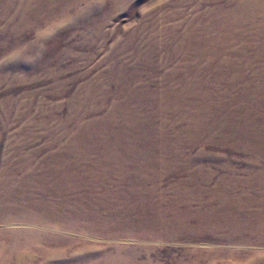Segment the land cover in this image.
Wrapping results in <instances>:
<instances>
[{"label":"rangeland","instance_id":"obj_1","mask_svg":"<svg viewBox=\"0 0 264 264\" xmlns=\"http://www.w3.org/2000/svg\"><path fill=\"white\" fill-rule=\"evenodd\" d=\"M255 218L264 0H0V264H264Z\"/></svg>","mask_w":264,"mask_h":264},{"label":"bare ground","instance_id":"obj_2","mask_svg":"<svg viewBox=\"0 0 264 264\" xmlns=\"http://www.w3.org/2000/svg\"><path fill=\"white\" fill-rule=\"evenodd\" d=\"M218 32H219V31H218ZM203 42H204V41H203ZM208 43H209V42H208ZM249 222H250V221L247 220V224H248ZM253 222L257 223V226H256V228L254 229L253 234L259 237V241H258V243L261 244V245H264V242H261L262 240H264V221H259L258 218H255V219L253 220ZM260 224H261V225H260ZM251 225H252V224H251ZM247 228H249V227H247ZM257 230H258V231H257ZM256 231H257V233H258L259 235H257Z\"/></svg>","mask_w":264,"mask_h":264}]
</instances>
